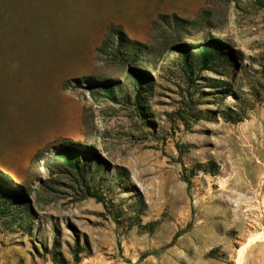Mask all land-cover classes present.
I'll use <instances>...</instances> for the list:
<instances>
[{
  "label": "rangeland",
  "instance_id": "rangeland-1",
  "mask_svg": "<svg viewBox=\"0 0 264 264\" xmlns=\"http://www.w3.org/2000/svg\"><path fill=\"white\" fill-rule=\"evenodd\" d=\"M143 1L0 0V108L25 91L19 74L40 84L84 71L64 57L66 42L106 20L101 41L113 23L155 48L128 64L149 76L138 102L126 62L97 53L101 41L91 71L62 81L91 77L62 88L82 103V131L38 149L18 175L0 168L26 200L0 217V264H55L53 253L60 264H264V0H196L159 12L192 19L205 11L206 26L182 30L180 41L197 52L216 40L235 55L236 66L195 68L193 83L176 50L157 52L176 36L151 29L159 13L139 34L109 20L133 26ZM213 79L227 84L210 88ZM243 108V121L221 116ZM62 145L75 148L76 168L57 155ZM211 160L215 174H189Z\"/></svg>",
  "mask_w": 264,
  "mask_h": 264
},
{
  "label": "crops",
  "instance_id": "crops-1",
  "mask_svg": "<svg viewBox=\"0 0 264 264\" xmlns=\"http://www.w3.org/2000/svg\"><path fill=\"white\" fill-rule=\"evenodd\" d=\"M180 3L178 7H172L168 0H144L133 26L120 20H109L124 25L126 30L132 33L133 28L139 34L148 28L157 13L193 8L196 0H181ZM106 21L86 33L84 40L66 42L64 57L70 59L71 63L84 64L86 66L84 71L55 73L53 78L40 84L35 83L32 74L18 75L19 82L24 80L26 83L25 91L17 93L16 104L3 99L2 103L8 102V105L0 108V160L7 161L0 165L1 169L13 176L18 175L20 172L17 169L28 167L29 161L38 149L50 141L77 138L80 135L82 103L72 91L63 90L61 83L68 77L91 71L93 49L101 41ZM1 66L0 64L2 71ZM7 71V74H10L11 68L8 67ZM35 94L39 95L37 99ZM21 97H24V100H20Z\"/></svg>",
  "mask_w": 264,
  "mask_h": 264
},
{
  "label": "trees",
  "instance_id": "trees-1",
  "mask_svg": "<svg viewBox=\"0 0 264 264\" xmlns=\"http://www.w3.org/2000/svg\"><path fill=\"white\" fill-rule=\"evenodd\" d=\"M258 3L262 4V0H256ZM205 11H199L194 18L184 19L177 16L174 13L164 14L159 13L151 22L152 30H166L167 28L172 29L175 32V40L173 38L164 41L165 45L161 49L157 50L159 54L164 53L167 50H176L178 52V59L180 61V66L186 72L187 78L191 80L194 69L198 70H216L218 67L226 68L227 64H232L236 66L235 55L232 52H222V46L217 43L216 40H210L206 45L198 47L197 52L190 49L188 43L180 41L179 33L187 28H201L206 26L209 22L206 17ZM166 28V29H165ZM113 39H116V45L113 46ZM155 51V48L148 46L140 41L130 39L125 35L121 26L117 24L110 23L107 26L106 34L101 41L100 45L96 48V52L99 54H109L111 57L115 58L120 62H126L127 70L129 75L134 79L138 91L134 101L138 102L140 92H143L144 85L148 84L149 76L147 72L142 71L141 68L134 65H128L135 62L141 57L142 54H149ZM89 76H81L76 78H70L63 82L62 88L67 89L70 86L80 85L84 82L90 80ZM227 84L226 81L213 79L210 83V88H220L221 85ZM235 96V95H234ZM237 98V97H236ZM245 108L239 109L238 111H223L221 112L222 118L230 123H237L245 119ZM197 118V117H196ZM73 143L72 141H68ZM64 146L58 151L57 155L68 163L71 167L76 168L75 163L72 159L73 154L76 152L75 148L69 145ZM46 151V150H42ZM180 148V152H182ZM210 172L215 174L218 170V165L214 161H208L207 163H197L191 169H189V174L193 175L194 171ZM185 172L186 169L184 168ZM184 181H188V177L184 175ZM18 185L12 183L10 178L3 172L0 171V217L7 218L10 213V208L12 205H17V209L12 212V214H17L19 212V207L26 202L22 193L19 190ZM89 196L96 197L94 193H90ZM99 199V197H96ZM18 210V211H17ZM25 210H28L26 208ZM11 214V215H12ZM141 226V225H140ZM77 256V253H74ZM52 260L55 264H60L63 262L62 258H57V254H52Z\"/></svg>",
  "mask_w": 264,
  "mask_h": 264
},
{
  "label": "bare ground",
  "instance_id": "bare-ground-1",
  "mask_svg": "<svg viewBox=\"0 0 264 264\" xmlns=\"http://www.w3.org/2000/svg\"><path fill=\"white\" fill-rule=\"evenodd\" d=\"M241 263V262H240Z\"/></svg>",
  "mask_w": 264,
  "mask_h": 264
}]
</instances>
